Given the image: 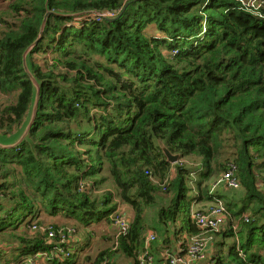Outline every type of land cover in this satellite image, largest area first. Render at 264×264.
Instances as JSON below:
<instances>
[{"label": "trees", "instance_id": "1", "mask_svg": "<svg viewBox=\"0 0 264 264\" xmlns=\"http://www.w3.org/2000/svg\"><path fill=\"white\" fill-rule=\"evenodd\" d=\"M261 1L257 9L239 0H0L7 7L0 10V134L6 136L24 123L33 101L24 52L47 11L56 12L29 57L41 82L30 132L36 144L0 147V256L12 250L21 261L109 264L122 252L140 264L148 249L155 257L156 249L172 250L171 236L183 255L189 238L210 231L196 222L194 204L223 198L209 182L234 166L244 193L226 204L229 225L213 231L222 232L223 248L211 264H264ZM125 6L115 20L93 14L77 25L65 15L117 17ZM161 142L181 154L178 163L167 161ZM186 159L200 166L194 185ZM156 179H165L162 187ZM107 180L116 195L114 189L97 195ZM162 195L169 200L157 212L164 234L149 248L147 212ZM116 196L132 209L126 235L79 263L71 250L76 236L59 221H74L88 242L101 223L119 233ZM226 237L233 242L225 249Z\"/></svg>", "mask_w": 264, "mask_h": 264}, {"label": "built area", "instance_id": "2", "mask_svg": "<svg viewBox=\"0 0 264 264\" xmlns=\"http://www.w3.org/2000/svg\"><path fill=\"white\" fill-rule=\"evenodd\" d=\"M245 7L253 6L254 8H260L262 6L261 0H239ZM98 17H106L112 16L111 12L99 13L95 14ZM94 15H86L84 17L77 18L76 23L84 21V19H88V17ZM231 168L220 174L214 183V187L210 189L211 193H215L221 185L227 186L231 189L239 188L241 185L239 183L238 178L235 176L236 167L230 166ZM85 185V183L83 184ZM82 185V186H83ZM217 188V189H216ZM216 189V191H215ZM203 205L200 210H195L194 217L196 222L205 230L210 231H219L221 226L224 224L225 214H226V204L222 198H214L213 202ZM129 220L125 216H117L116 217V225H118L120 232L117 234L119 236L122 233H127L129 229ZM36 228V227H34ZM72 229V228H71ZM69 229L70 234H74V232ZM55 231L50 233V237H53ZM156 239V236L153 233H149L146 239L147 246L150 248V242H153ZM66 240V236L62 235V241ZM188 248L183 255H180V252H173L171 249H165L163 253V257L170 261V264H194L201 259H205L207 256L208 247L211 243L210 239L205 237L203 233L201 235H195L189 238L188 240ZM2 247H0L1 250ZM68 255V253H67ZM140 264H156L154 253L151 249L146 250V252L139 257ZM29 264H34L33 261ZM101 264H108L107 261L102 262Z\"/></svg>", "mask_w": 264, "mask_h": 264}, {"label": "rangeland", "instance_id": "3", "mask_svg": "<svg viewBox=\"0 0 264 264\" xmlns=\"http://www.w3.org/2000/svg\"><path fill=\"white\" fill-rule=\"evenodd\" d=\"M5 8H7V7H4V6H0V10L1 9H5ZM78 18H79V16H77ZM77 21H79V20H77V18H75V21L74 22H77ZM80 23H77V25H79ZM175 53V51H173V53L172 54H174ZM39 57V56H38ZM76 148L77 149H79V150H81L82 152H84L85 150H87V149H85V147L83 146V145H77L76 146ZM85 153V152H84ZM184 162L185 163H187L191 168H193V173H192V175H191V183H192V185H194V183H195V180H198V172L196 171L200 166L198 165V163L196 162V164L193 162V160L192 159H189V160H184ZM199 170V169H198ZM105 174H107V173H105ZM217 177H215V178H212L211 179V181L209 182V186H210V188L212 187H214L213 185H214V183H215V181H214V179H216ZM157 181V183H155V184H157V185H159V186H161L162 187V185H163V182H164V180L165 179H163V180H159V179H156ZM94 180L93 179H88V181H86L87 182V184L88 183H92ZM222 187V186H221ZM220 188V187H219ZM218 188V189H219ZM107 189H114V192H115V195H116V193H117V191H118V189L117 188H115L114 187V185H112V182L110 181V180H107V182L104 184V185H101V187H100V189H96V194L97 195H99V196H101V195H103V193L107 190ZM217 189V188H216ZM216 189H215V191H216ZM218 189H217V191H218ZM230 189V188H229ZM216 191V192H217ZM230 193L232 194V197L233 198H235V200H237V198H239L243 193H244V189H243V187L242 186H240L239 188H236V189H231L230 190ZM229 193V194H230ZM116 199L119 201V203L121 204V207L123 208V210H124V216H125V219L127 218L126 216V214H132V212H129L128 210H127V207H130V206H128L127 205V203H122L121 201H120V199L118 198V196H116ZM115 199V200H116ZM223 200H224V202L226 203V204H229L230 203V201L228 200V199H224V198H222ZM159 201H160V203H157V204H152V205H150V208L148 209V212H147V221H148V224L149 225H151V227L152 228H154V230H151L152 232L151 233H153L155 236H156V239L154 240V241H156L157 243H159L161 240H162V238L163 237H161V236H163V234H164V225H162V224H160L159 222H158V215H157V212H158V210L162 207L161 205H166V204H168V198H165V196H160V199H159ZM205 203L204 202H201V204H200V207H198V208H196L195 207V209L193 210V211H195V210H200V208L204 205ZM207 205H209V204H207ZM202 209V208H201ZM119 210V209H118ZM123 210H120V211H122L123 212ZM123 215V214H122ZM228 217V216H227ZM71 222H74V221H71ZM70 221H68V220H65V219H62V220H60L59 221V223L61 224V225H63V226H66V227H69L73 232H74V235L77 237L78 235H84L85 236V233H83V230L80 228V227H78L77 228V226L76 225H73L72 223H71ZM103 222V221H102ZM229 225V223L227 222V220H226V214H225V220H224V224H223V226H222V229L223 228H226L227 226ZM74 226H76V227H74ZM102 226H104V224L102 225ZM102 228V227H101ZM222 229H220V230H222ZM96 232H100V233H103V232H105L104 231V229H100V231L99 230H96ZM114 233H115V229H114V227H111V228H109V230H108V233L107 234H111V235H113V236H115L114 235ZM222 232H220L219 234L218 233H215V232H213V231H206V232H203V235L205 236V237H207L208 239H210V241H211V243H210V245L212 244V242H214V245L212 246L213 248H215V246H216V249H218V251H217V253L223 248V247H220L221 246V240L223 239V236H222V234H221ZM73 234V233H72ZM149 235V232L147 233V236ZM95 239V238H94ZM147 239V238H146ZM106 241V239H102V238H100L99 240H96V241ZM225 249L227 248V246L226 245H228V244H230V243H232L233 241H232V239L230 238V237H226L225 238ZM113 242H115L114 241V238H109L108 239V242H106V244H107V246L109 247L110 245H113ZM154 243V242H153ZM97 244V248L93 251V254H94V256L97 254V252H98V250L102 247V245L103 244H100V243H96ZM160 244V243H159ZM150 245H151V243H150ZM210 245H209V247H210ZM91 247V244L89 245V248ZM208 247V248H209ZM120 254H121V257L120 258H117L118 260L116 261V263L115 264H134V262H133V259L132 258H130V257H126L125 256V254L124 253H122V252H119ZM216 253V254H217ZM90 255H92V254H90ZM93 256V257H94ZM3 257H10V258H13V257H16L15 255H14V253H13V251L12 250H5L3 253H2V255L0 256V259L1 258H3ZM165 258V257H164ZM166 260V259H165ZM31 261H32V259H30V258H28V259H25V260H22L21 262H20V264H29V263H31ZM110 262V261H109ZM34 264H37V260L35 261V262H33ZM111 263V262H110ZM109 263V264H110ZM112 264V263H111Z\"/></svg>", "mask_w": 264, "mask_h": 264}, {"label": "crops", "instance_id": "4", "mask_svg": "<svg viewBox=\"0 0 264 264\" xmlns=\"http://www.w3.org/2000/svg\"><path fill=\"white\" fill-rule=\"evenodd\" d=\"M222 187H220L219 189H218V193L220 194V195H222V197L224 198V199H228V200H234L235 198H233L232 197V194L230 193V190H231V188L229 189V187H227V186H224V185H221ZM230 193V194H229ZM123 203V202H122ZM160 203V202H159ZM200 204H201V202L200 203H195L194 204V209H195V207L196 208H198V207H200ZM128 205V204H127ZM129 206V205H128ZM118 207H119V210H123V208L121 207V204L119 203L118 204ZM125 210V209H124ZM124 210H123V215H124ZM127 210L129 211V212H132V209H131V207H127ZM127 216V219L130 221L131 220V213L130 214H126ZM102 222V221H101ZM99 224V223H98ZM104 223H101V224H99V225H96V226H99L97 229L95 228V230H99L100 231V229H104V231L105 232H103V233H98L93 239H90V242H88V238L86 237V236H84V235H78L74 240H72V246L74 247V249H73V251H76V253H77V256H78V258L77 259H75V260H77L79 263L80 262H83L84 261V259H85V257L86 256H90V254H92V256H94V254H93V251L98 247L97 246V244L96 243H100V244H103L102 245V247L98 250V252L100 251V250H103V249H105V248H107L108 246H107V244H106V242H108V239L109 238H113V235H111V234H109L108 235V239H107V233H108V230H109V228H111L110 226L107 228L106 226H102ZM102 227V228H101ZM113 227H115V233H114V235L116 234V236H117V233H118V229L116 228V226L114 225ZM153 227V226H152ZM151 230H153V228L152 229H149V233L150 232H152ZM155 231V230H154ZM84 233V232H83ZM100 238H102V239H106V241L104 240V241H96V240H99ZM171 242H172V250L173 251H175V252H177V250H181L180 249V245H179V242H177V240H175L174 238H173V236H171ZM91 244V247L89 248V245ZM213 245H211L209 248H208V251H207V256H206V258L205 259H201L200 261H197L196 263H194V264H211V260H210V258L212 257V254L213 253H215L216 254V252L218 251V249H216V246H215V248H213L212 247ZM220 247H223V246H220ZM182 251V250H181ZM97 252V253H98ZM178 252H180V251H178ZM162 253L160 252V251H157V249H156V257H155V259H157V264H167V261L166 260H164V262H162V261H160V259H161V257H162ZM155 256V255H154ZM121 257V254L120 253H116L115 255H113L111 258H110V262L112 263V264H115L116 263V261L118 260L117 258H120ZM17 257L15 258V257H13V258H10V257H3V258H1L0 259V264H20V262H21V260H19V259H17ZM64 259L65 258H62V257H60L59 258V262H48V259L45 257V256H41V258H37L36 260H37V264H65L63 261H64ZM74 260V259H73ZM73 262V261H72ZM110 263V264H111Z\"/></svg>", "mask_w": 264, "mask_h": 264}, {"label": "water", "instance_id": "5", "mask_svg": "<svg viewBox=\"0 0 264 264\" xmlns=\"http://www.w3.org/2000/svg\"><path fill=\"white\" fill-rule=\"evenodd\" d=\"M126 6L123 8L122 12L114 18H108L106 17L105 19L107 20H115L117 18H119L121 16V14L124 12ZM55 11L52 10H48L46 15L44 16L43 20H42V27H41V31L39 34V37L33 42L32 45L29 46V48L24 52V57H23V61H24V67L25 70L27 72V74L29 75L30 79L33 81L34 83V95H33V101L31 104V107L28 111L27 114V118L24 121V123L18 127L12 134L6 136L3 134H0V147L3 149H10V148H14L16 146H18L19 144H21L22 142H29V144L34 147L36 142H34V140L32 139L30 132L32 129L33 124L36 121V113H37V107H38V101H39V90L41 87V82H39L34 74L32 73L31 70V61H29V57H30V53L31 51L38 45V42L41 40V38L44 35V31L46 28V23L47 20L49 18V16L51 14H55ZM85 14L84 12H79V13H72V14H65V15H71V16H82ZM64 15V16H65ZM161 147L165 152V155L167 157V161L170 162L171 164H176L179 162L181 154H174L172 153L162 142H161Z\"/></svg>", "mask_w": 264, "mask_h": 264}, {"label": "clouds", "instance_id": "6", "mask_svg": "<svg viewBox=\"0 0 264 264\" xmlns=\"http://www.w3.org/2000/svg\"><path fill=\"white\" fill-rule=\"evenodd\" d=\"M93 14H99L98 12H96V11H94V12H92V13H85L84 15H82V16H79V18L80 17H84V16H86V15H93ZM75 18H78L77 16H74ZM106 17H108V18H114V17H109V16H106ZM106 17H104V18H106ZM73 23H76V22H73ZM77 24V23H76ZM80 25V24H79ZM214 198H217L216 196H214ZM214 198H213V200H214ZM211 203V202H210ZM226 204V203H225ZM74 249V247L72 246L71 247V250H73ZM37 256V255H36ZM28 258H30V259H33L32 257H26L25 259H28ZM24 259V260H25ZM33 261V260H32ZM34 262V261H33Z\"/></svg>", "mask_w": 264, "mask_h": 264}, {"label": "bare ground", "instance_id": "7", "mask_svg": "<svg viewBox=\"0 0 264 264\" xmlns=\"http://www.w3.org/2000/svg\"><path fill=\"white\" fill-rule=\"evenodd\" d=\"M53 229V228H52ZM51 231V229H49ZM45 231V230H44ZM126 235V234H125ZM167 260V259H166ZM106 261V260H105ZM139 262V261H138ZM140 263V262H139Z\"/></svg>", "mask_w": 264, "mask_h": 264}]
</instances>
